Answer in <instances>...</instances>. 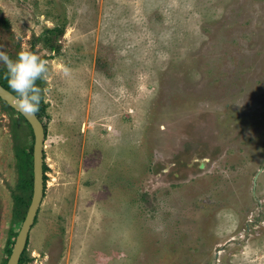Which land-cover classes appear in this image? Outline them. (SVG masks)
<instances>
[{
  "label": "rangeland",
  "instance_id": "obj_1",
  "mask_svg": "<svg viewBox=\"0 0 264 264\" xmlns=\"http://www.w3.org/2000/svg\"><path fill=\"white\" fill-rule=\"evenodd\" d=\"M21 51L48 71L19 264H264V0H0ZM21 115L0 99V264L33 195Z\"/></svg>",
  "mask_w": 264,
  "mask_h": 264
},
{
  "label": "water",
  "instance_id": "obj_2",
  "mask_svg": "<svg viewBox=\"0 0 264 264\" xmlns=\"http://www.w3.org/2000/svg\"><path fill=\"white\" fill-rule=\"evenodd\" d=\"M0 97L6 100L13 108L17 109L31 124L34 130V184L33 195L26 217L16 238L13 251L7 264H19L21 255L25 250L32 224L38 214L39 207L44 197V146L46 131L43 121L35 113H29L18 107L17 95L0 83Z\"/></svg>",
  "mask_w": 264,
  "mask_h": 264
},
{
  "label": "clouds",
  "instance_id": "obj_3",
  "mask_svg": "<svg viewBox=\"0 0 264 264\" xmlns=\"http://www.w3.org/2000/svg\"><path fill=\"white\" fill-rule=\"evenodd\" d=\"M0 63L6 69L7 85L17 95L18 107L25 112H37L43 100V89L36 82L46 80L45 61L34 53L21 51L15 59L0 52Z\"/></svg>",
  "mask_w": 264,
  "mask_h": 264
},
{
  "label": "trees",
  "instance_id": "obj_4",
  "mask_svg": "<svg viewBox=\"0 0 264 264\" xmlns=\"http://www.w3.org/2000/svg\"><path fill=\"white\" fill-rule=\"evenodd\" d=\"M59 29L57 28V27H54V28H49V29H47V31L49 32V33H53L54 31H58ZM0 83L2 84V85H4L6 88H8L9 90H11L10 88H9V86L7 85V82H6V77H4V78H2V79H0ZM12 91V90H11ZM13 92V91H12ZM0 99H1V97H0ZM45 106H44V103H43V100H42V102H41V104H40V107H39V110L36 112V114L40 117V119L42 120V114L43 113H45ZM22 117H24L23 115H21ZM45 126V125H44ZM45 131L47 132V127L45 126ZM44 170H45V165H44ZM33 178V177H32ZM31 184H32V180H31ZM44 184H45V176H44ZM22 256V255H21Z\"/></svg>",
  "mask_w": 264,
  "mask_h": 264
}]
</instances>
